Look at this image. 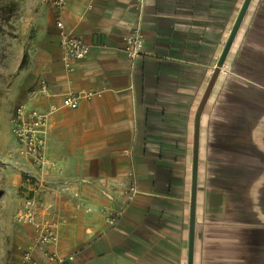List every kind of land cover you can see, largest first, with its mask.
I'll use <instances>...</instances> for the list:
<instances>
[{
  "label": "crops",
  "instance_id": "0c3cea01",
  "mask_svg": "<svg viewBox=\"0 0 264 264\" xmlns=\"http://www.w3.org/2000/svg\"><path fill=\"white\" fill-rule=\"evenodd\" d=\"M243 2L67 0L59 16L38 4L21 79L30 108L55 109L29 187L41 219L56 213L59 241L45 250L63 264H188L194 177L193 264H264V0L218 66ZM58 21L92 46L71 69ZM135 28L144 49L132 61ZM72 93L79 104L65 107ZM103 208L124 212L115 228Z\"/></svg>",
  "mask_w": 264,
  "mask_h": 264
},
{
  "label": "rangeland",
  "instance_id": "374dc122",
  "mask_svg": "<svg viewBox=\"0 0 264 264\" xmlns=\"http://www.w3.org/2000/svg\"><path fill=\"white\" fill-rule=\"evenodd\" d=\"M42 0H0V264H15L25 246L22 238L27 227L17 216L23 201L33 195V167L20 152L13 132V120L19 104L28 102V90L21 79L28 69L21 48L31 45L35 25L45 14L39 13ZM45 4V3H44ZM23 63V64H22ZM35 87L30 90H34Z\"/></svg>",
  "mask_w": 264,
  "mask_h": 264
},
{
  "label": "built area",
  "instance_id": "2783aa9c",
  "mask_svg": "<svg viewBox=\"0 0 264 264\" xmlns=\"http://www.w3.org/2000/svg\"><path fill=\"white\" fill-rule=\"evenodd\" d=\"M44 3L51 5L60 12L66 7L67 0H42ZM60 28V48L62 60L69 69L75 61L82 60L88 56L91 50V44L85 39L75 35L72 32L63 30L61 21L57 23ZM125 51L132 61L136 60L143 53L144 38L138 28L133 29L125 38ZM42 90H47V85L42 82ZM80 101L79 94L72 93L63 99V105L69 108H75ZM54 106L49 110H39L30 108L28 104H19L15 111L13 120V132L20 144V152L27 159L31 160L38 168L42 169L46 163V149L49 118L54 111ZM138 193L136 185L130 189L129 200H133ZM47 218L39 217L38 202L33 195H27L23 201V211L17 216L19 222L24 225L32 226L34 229V241L24 249L20 259L15 264H63L67 257L59 255L57 252L47 251L45 247L49 244H55L59 241L57 232L58 222L56 213L51 207L46 209ZM105 220L111 228H115L122 218L123 211H113L107 208L101 209ZM37 249L43 252L41 260L35 257ZM70 256L68 259H72Z\"/></svg>",
  "mask_w": 264,
  "mask_h": 264
},
{
  "label": "water",
  "instance_id": "95a60500",
  "mask_svg": "<svg viewBox=\"0 0 264 264\" xmlns=\"http://www.w3.org/2000/svg\"><path fill=\"white\" fill-rule=\"evenodd\" d=\"M252 0H244L239 15L235 21V24L231 30L226 46L223 50L221 58L219 60L218 66H221L225 61V58L231 48L234 38L241 26L243 18L250 6ZM194 187L192 190L191 197V219H190V237H189V255H188V264H193V256H194V231H195V210H196V194H195V177H194Z\"/></svg>",
  "mask_w": 264,
  "mask_h": 264
},
{
  "label": "trees",
  "instance_id": "16d2710c",
  "mask_svg": "<svg viewBox=\"0 0 264 264\" xmlns=\"http://www.w3.org/2000/svg\"><path fill=\"white\" fill-rule=\"evenodd\" d=\"M23 64V63H22Z\"/></svg>",
  "mask_w": 264,
  "mask_h": 264
}]
</instances>
